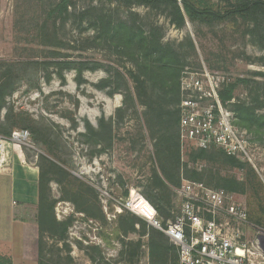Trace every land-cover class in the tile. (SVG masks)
Here are the masks:
<instances>
[{
	"label": "rangeland",
	"instance_id": "rangeland-1",
	"mask_svg": "<svg viewBox=\"0 0 264 264\" xmlns=\"http://www.w3.org/2000/svg\"><path fill=\"white\" fill-rule=\"evenodd\" d=\"M190 1L223 11L218 0ZM61 2L0 0V136L29 135L20 143L4 140L1 170L12 158L42 167L62 224L54 237L45 227L37 264H156L148 227L158 230L127 203L145 201L165 224L179 213L182 180L232 195L247 214L243 241L264 233V52L249 26L238 18L206 24L184 12L179 23L166 10L109 0H69L62 12ZM130 31L134 39L125 42ZM164 56L174 60L166 66ZM202 66L228 77L222 92L234 85L227 106L246 132L248 152L190 162L186 168L197 176L188 178L183 164L195 150L189 147L180 184L164 181L161 189L157 152L178 130L164 116L178 105L169 69L180 71L179 84L184 69ZM128 214L145 230L136 224V232L124 233Z\"/></svg>",
	"mask_w": 264,
	"mask_h": 264
},
{
	"label": "built area",
	"instance_id": "built-area-1",
	"mask_svg": "<svg viewBox=\"0 0 264 264\" xmlns=\"http://www.w3.org/2000/svg\"><path fill=\"white\" fill-rule=\"evenodd\" d=\"M229 82L205 66L181 72L177 105L181 156L189 147L221 150L231 157L247 155L246 132L239 130L234 114L220 99ZM28 138L25 131H14L7 139L0 136V171L4 140L20 143ZM176 193L179 213L165 225L157 221L151 206L148 210L154 214L149 223L178 248L179 264H264V233H256L251 243L242 240L239 229L247 224V214L232 195L186 180ZM133 204V200L127 203L131 211Z\"/></svg>",
	"mask_w": 264,
	"mask_h": 264
},
{
	"label": "trees",
	"instance_id": "trees-1",
	"mask_svg": "<svg viewBox=\"0 0 264 264\" xmlns=\"http://www.w3.org/2000/svg\"><path fill=\"white\" fill-rule=\"evenodd\" d=\"M115 2H121L125 6H144L152 9H158L162 11H168L171 16L176 18L182 22L183 20V12L190 20L200 21L202 23L211 24L214 21L227 20L231 18H238L245 22L249 28L247 29V34L253 39L256 46L264 52V0H218L220 3H223V11H216L213 7H198L190 0H180L179 4L178 0H109ZM69 0H62L61 4L64 6L62 12H66L67 4ZM132 35V39H134V32L130 31L128 34L126 33L123 36L125 42H132L133 40L130 38ZM159 51V48H157ZM166 66L171 63L174 58H166L160 57L159 61L165 62ZM67 65V64H66ZM177 65V61L175 62ZM80 72L78 74L80 76ZM179 70L176 71L174 69H169V75L172 77L171 83L173 87H175V95L177 94V104L179 103ZM159 79H161L160 75H157ZM154 78V76H153ZM154 80V79H152ZM166 82H163L161 85L166 86ZM229 89L221 92L220 99L223 103H227L232 98V90L233 84L229 85ZM3 86L0 87V90ZM2 93L0 91V107L2 106L3 99ZM164 116L170 117V124H176L178 127V111L174 115L166 112ZM87 128L90 132H94L92 128L87 125ZM9 135V132L6 135ZM165 140L162 142L161 149L157 152V155L162 158V164L159 167L160 177L158 175H154L155 185L161 189L164 188V181L178 184L180 182V173H181V151L178 142V133L176 131V137L173 138V135L170 133L168 138H164ZM212 154V155H211ZM211 155V156H210ZM215 155V156H214ZM216 155H224L227 156L221 150L214 151H203V150H193L186 154V161L184 162V176L191 178L197 176L194 171L186 168L190 162L196 164V162H205L206 159H213ZM52 165V164H51ZM38 167L39 170V179H38V208H37V227H38V257L40 259L41 255V239L42 235L46 233L45 227L50 226V230L48 229V233L51 236H55V230L59 226H62L61 223H58L54 218V201H50V191H49V183L51 178L46 176L42 167ZM186 173H190L186 175ZM180 184V183H179ZM145 202V201H144ZM155 204L154 202H152ZM147 204V203H146ZM148 207L149 204H147ZM155 206V205H154ZM156 210L160 215L164 212L163 210L156 206ZM128 217H123L124 222V233L136 232L135 225L140 224L145 230L147 224L138 219L137 217L128 214ZM165 225V224H164ZM65 232L66 229L63 228ZM148 241L149 248L152 254V258L154 259L156 264H167L168 262H172L173 264H179V251L178 248L171 244L168 239L160 232L154 230L152 227H148ZM169 242V244H168ZM0 264H6L5 261L0 259Z\"/></svg>",
	"mask_w": 264,
	"mask_h": 264
},
{
	"label": "crops",
	"instance_id": "crops-1",
	"mask_svg": "<svg viewBox=\"0 0 264 264\" xmlns=\"http://www.w3.org/2000/svg\"><path fill=\"white\" fill-rule=\"evenodd\" d=\"M38 179V167L17 158L0 171V201L1 191L6 201L0 208V259L6 264L38 263Z\"/></svg>",
	"mask_w": 264,
	"mask_h": 264
},
{
	"label": "bare ground",
	"instance_id": "bare-ground-1",
	"mask_svg": "<svg viewBox=\"0 0 264 264\" xmlns=\"http://www.w3.org/2000/svg\"><path fill=\"white\" fill-rule=\"evenodd\" d=\"M118 103L119 101L118 99H116V104ZM133 203H134L133 204L134 208L132 209V211L139 216L144 215L145 216L144 219L147 222H151L153 218V214L148 210L149 207L147 206V204L143 200H139V201L133 200Z\"/></svg>",
	"mask_w": 264,
	"mask_h": 264
},
{
	"label": "water",
	"instance_id": "water-1",
	"mask_svg": "<svg viewBox=\"0 0 264 264\" xmlns=\"http://www.w3.org/2000/svg\"><path fill=\"white\" fill-rule=\"evenodd\" d=\"M151 224V223H150Z\"/></svg>",
	"mask_w": 264,
	"mask_h": 264
}]
</instances>
